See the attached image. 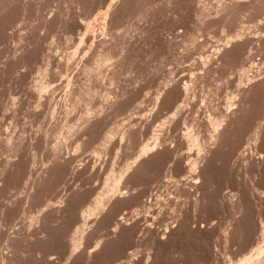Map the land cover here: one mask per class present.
<instances>
[{"label": "rangeland", "instance_id": "1", "mask_svg": "<svg viewBox=\"0 0 264 264\" xmlns=\"http://www.w3.org/2000/svg\"><path fill=\"white\" fill-rule=\"evenodd\" d=\"M263 2L0 0V264H262Z\"/></svg>", "mask_w": 264, "mask_h": 264}, {"label": "bare ground", "instance_id": "2", "mask_svg": "<svg viewBox=\"0 0 264 264\" xmlns=\"http://www.w3.org/2000/svg\"><path fill=\"white\" fill-rule=\"evenodd\" d=\"M263 3H264V2H263ZM234 5H235V4H234ZM237 6H238V5H237ZM241 35H242V34H241ZM239 36H240V35H239ZM231 37H232V36H231ZM228 38H229V37H228ZM235 38H236V37H235ZM236 39H238V37H237ZM240 39H241V37H240ZM239 41H240V40H239ZM241 46H242V45H241ZM235 47H236V46H235ZM239 47H240V45H239ZM238 50H239V49H238ZM231 51H232V50H231ZM232 53H233V55H234V51H233ZM232 53H231V54H232ZM233 55H231V56H233ZM227 56H228V58L230 59L231 56H229V55H227ZM235 56H236V55H235ZM233 58H234V57H233ZM229 59H228V60H229ZM231 59H232V58H231ZM231 59H230V60H231ZM226 60H227V59H226ZM231 61H233V60H231ZM234 61H235V60H234ZM226 63H227V62H226ZM46 85H47V84H46ZM41 86H42V85H40V87H41ZM36 87H37V86H36ZM40 87H39V89H40ZM41 88H42V87H41ZM44 88H45V84H44ZM47 89H48V88H47ZM37 90H38V89H37ZM185 90H187V89H185ZM246 91H247V90H246ZM248 93H249V92H248ZM233 103H234V102H233ZM228 105H229V104H228ZM232 106H233V105H232ZM176 112H177V111H176ZM220 116H221V115H220ZM225 117H227V116H224V118H225ZM213 118H214V117H213ZM221 118H223V116H222ZM224 118H223V119H224ZM227 118H228V117H227ZM227 118H226V119H227ZM245 118H246V117H245ZM214 120L217 121V119H214ZM214 120H213L212 124L214 123ZM224 120H225V119H224ZM224 120L221 119V121H222V123H221V121H219V118H218V121L220 122V124H219L218 122L215 121L216 123H218V124H216V125H217V130H216V132H217V131H218V133L220 132V131H219V130H220L219 127H221V125L223 124V121H224ZM211 121H212V120H211ZM226 121H227V120H226ZM226 121H224V122H226ZM212 124H211V125H212ZM214 124H215V123H214ZM216 125H214V126H216ZM229 125H230V124H229ZM223 127H225V126L223 125ZM211 128H212V127H211ZM214 128H215V127H214ZM225 128L228 129L227 127H225ZM225 128L223 129V131L225 130ZM192 129H193V128H192ZM215 129H216V128H215ZM212 130H213V129H212ZM214 131H215V130H214ZM221 131H222V129H221ZM229 131H230V130H229ZM192 133H194V131H192ZM192 133L189 134V132H188V134L185 135V136H186V139L190 138V139H188V140H191V139H192L194 142H197V140H200V139H197V138L199 137V135H198V137H196V133H195V135L192 134ZM198 134H199V133H198ZM210 135H211V134H210ZM218 135H219V134H218ZM231 136H232V135H231ZM213 137H214V136H213ZM215 137H216V136H215ZM215 137H214V138H215ZM217 137H218V136H217ZM199 138H200V137H199ZM211 138H212V137H211ZM223 138H224V137H223ZM154 139H155V138H154ZM216 139H217V138H216ZM156 140H157V139H156ZM158 140H159V139H158ZM219 140H221V139H219ZM189 142H190V141H189ZM218 142H220V141H218ZM157 143H158V142H157ZM191 143H192V142H191ZM199 143H200V142H199ZM225 143H226V142H225ZM194 144H195V143H194ZM250 144H251V143H250ZM148 145H149V144H148ZM148 145H147L146 147L144 146V147H145L144 149L141 148V149L143 150L144 153L149 151V147H148ZM154 145H155V144H154ZM217 145H218V143H217ZM150 148H152V147H150ZM197 149H198V148H197ZM150 151H151V150H150ZM143 152H142V153H143ZM239 154H240V153H239ZM241 156H242V154H241ZM138 157H139V156H138ZM192 162H193V161H192ZM128 163H130V162H128ZM135 163H136V162H135ZM141 165H142V163H141ZM191 166H192V165H191ZM133 167H134V168L136 167V166H134V163H133V164H129V165H127L126 168H125V170L123 169L124 171L122 172V174H123L124 176H126L125 174H129L130 170H131ZM140 167H141V166H140ZM194 169H195V168H194ZM194 169H193V171H194ZM136 170H137V169H136ZM139 171H140V170H139ZM189 172H190V171H189ZM191 172H192V171H191ZM192 174H193V173H192ZM124 176H122V177H124ZM120 177H121V176H119V178H120ZM122 177H121V178H122ZM119 178H118V179H119ZM121 178H120L119 180H122ZM130 178H131V177H130ZM170 178H171V177H170ZM113 179L115 180V178H113ZM118 179L115 180V183H114V187H113V188H118V187H117V184L119 183V180H118ZM123 179H124V178H123ZM175 179H176V178H175ZM185 179H186V178H185ZM172 180H173V179H172ZM176 180H177V179H176ZM194 180H195V179H194ZM178 181H179V179H178ZM120 182H121V181H120ZM172 182H173V181H172ZM195 182H196V180H195ZM173 183H174V182H173ZM175 183H176V182H175ZM112 185H113V184H112ZM176 185H177V183H176ZM180 185H181V184H180ZM192 185H193V184H192ZM118 186H120V185H118ZM177 186H178V185H177ZM182 186H184V185H182ZM168 187H169V186H168ZM170 187H171V186H170ZM186 187H187V186H186ZM193 187H194V186H193ZM110 188H111V187H110ZM166 188H167V187H166ZM178 188H179V187H178ZM181 188H182V187H181ZM111 190H112V189H111ZM116 190H117V189H116ZM166 190H167V189H166ZM175 190H176V189H175ZM190 191H191V190H190ZM118 192H119V190H118ZM168 192H169V190H168ZM114 195H115V194H114ZM165 195H166V194H165ZM176 196H177V195H176ZM176 196H175V199H177ZM172 197H173V196H172ZM167 198H168V199H167V202H168L170 199H169V197H167ZM233 198H235V197H233ZM156 199L159 200V196H158V198H156ZM162 199H163V198H162ZM172 199H174V198H172ZM107 200H108V199H107ZM159 201H160V200H159ZM161 201H162V200H161ZM162 202H163V201H162ZM174 202H175V201H174ZM195 203H196V202H195ZM172 204H173V203H172ZM95 205H96V206H95ZM95 205H94L95 207H94V208L92 207V209L89 211L88 214H92V213L94 214V212H96V211H98V210H102V209H103V208H102V207H103L102 205H104V202H102V201L100 200V201H97V203L95 202ZM105 205H106V204H105ZM160 205H161V204H160ZM162 205H163V204H162ZM101 206H102V207H101ZM105 207H106V206H105ZM101 208H102V209H101ZM163 208H164V206H163ZM172 209H173V208H172ZM165 211H166V210H165ZM87 212H88V211H87ZM150 212H151V211H150ZM167 212H168V211H167ZM84 214H85V213H84ZM88 214H87V215H88ZM95 214H98V213H95ZM158 214H159V213H158ZM83 216H84V215H83ZM88 216H89V215H88ZM95 216H96V215H95ZM181 216H182V215H181ZM86 217H87V216H86ZM90 217H92V216H90ZM158 217H159V216H158ZM176 217H178V216H176ZM122 219H123V218H122ZM85 220H86V219H85ZM88 220H89V219H88ZM175 220H176V219H175ZM85 223H86V222H85ZM119 223H120V222H119ZM83 225H84V224H83ZM166 226H167V225H166ZM85 227H86V226H85ZM85 227H84V228H85ZM151 227H152V226H151ZM82 228H83V227H82ZM167 228H169V227H167ZM115 229H117V228L115 227ZM80 230H81V228H80ZM165 230H166V229H165ZM171 230H172V229H171ZM78 231H79V229H78ZM80 232H81V231H80ZM76 233H77V232H76ZM76 233H75V234H76ZM77 234H78V233H77ZM77 234H76V235H77ZM165 234H166V233H165ZM263 234H264V233H263ZM78 235H80V234H78ZM81 235H82V234H81ZM81 235H80V236H81ZM82 236H83V235H82ZM77 238H78V237H77ZM77 238H76V239H77ZM76 239H75V240H76ZM73 242H74V240H73ZM75 242H77V240H76ZM80 242H81V241H80ZM98 242H99V241H98ZM76 244H77V243H76ZM78 244H79V243H78ZM98 244H100V242H99ZM74 245H75V244H74ZM74 245H73V247H74V249H75V248L77 247V245H75L76 247H75ZM79 246H80V244H79ZM79 246H78V247H79ZM78 247H77V248H78ZM81 248H82V247H81ZM94 248H95V247H94ZM96 248H97V246H96ZM78 249H79V248H78ZM92 250H93V249H92ZM262 250H263V249H262ZM257 251H258V253H257ZM257 251H256V253L259 255V254L261 253V252H260V249L257 250ZM74 252H75V250H74ZM73 254H74V253H73ZM262 255H263V254H262ZM246 256H247V255H246ZM259 256H261V254H260ZM259 256H258V257H259ZM263 257H264V256H263ZM260 258H261V257H260ZM256 259H257V258H256ZM256 259H255V260H256ZM147 260H148V259H147ZM241 260H242V259H241ZM252 260H253V259H252ZM255 260H254V261H255ZM258 260H259V259H258ZM256 261H257V260H256ZM259 261H260V260H259ZM124 262H125V261H124ZM239 262H240V261H239ZM250 262H252V261L244 259V260L241 262V264H249ZM262 262H263L262 264H264V261H263V260H262ZM256 263L259 264L258 261H257ZM260 263H261V262H260ZM250 264H251V263H250ZM253 264H254V263H253Z\"/></svg>", "mask_w": 264, "mask_h": 264}]
</instances>
